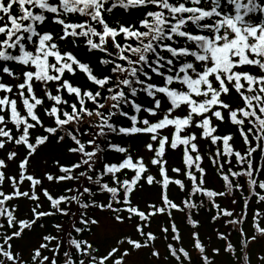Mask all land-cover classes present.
<instances>
[{"label": "snow or ice", "instance_id": "obj_1", "mask_svg": "<svg viewBox=\"0 0 264 264\" xmlns=\"http://www.w3.org/2000/svg\"><path fill=\"white\" fill-rule=\"evenodd\" d=\"M261 205L264 0H0V264H264Z\"/></svg>", "mask_w": 264, "mask_h": 264}, {"label": "trees", "instance_id": "obj_2", "mask_svg": "<svg viewBox=\"0 0 264 264\" xmlns=\"http://www.w3.org/2000/svg\"><path fill=\"white\" fill-rule=\"evenodd\" d=\"M256 19H257V17H256V16H253V20H256ZM78 55H80V56H84V50H83V49L79 50ZM235 147H236L237 149H239V148L241 147V141H240V138H239L238 136H237V138H236ZM47 151H48V150H43V151L41 152L42 159H41V157H38V158H37V159L41 162V167H43V158L46 156ZM178 155H179L178 153L175 154V155H173V154H169V155H168L169 164H171L172 166H177L178 163H179ZM207 163H208V162L205 161V166H207ZM213 183L215 184V186H216L217 188L220 187L221 182H220L219 180H213ZM176 194H177L176 188L173 186V187H172V195L175 196ZM222 204L225 205V206H227V205H228V201H226V200H225V201H222ZM252 204H253V207H255V202H254V201L252 202ZM261 207H264V205H261ZM178 221H179V218H178ZM246 228H247L249 231H251L250 224L247 225ZM204 231H205V232H210V229L207 228V226H206V228L204 229ZM185 233H187V229H185ZM88 238H89V239H92V237H88ZM107 238H108L109 242H111L112 237L108 236ZM231 238H232L233 242L235 243V242L237 241V234L233 233V236H232Z\"/></svg>", "mask_w": 264, "mask_h": 264}, {"label": "rangeland", "instance_id": "obj_3", "mask_svg": "<svg viewBox=\"0 0 264 264\" xmlns=\"http://www.w3.org/2000/svg\"><path fill=\"white\" fill-rule=\"evenodd\" d=\"M41 159H42V155H41ZM115 235H117V234L116 233H109L108 236L113 237ZM158 246L161 247V248L163 247L162 243H159ZM140 258H141L142 261H144V264H148V259L149 258H148L146 253H142Z\"/></svg>", "mask_w": 264, "mask_h": 264}]
</instances>
